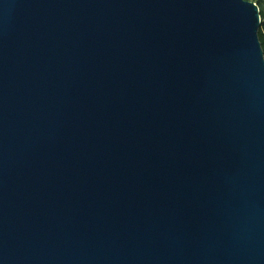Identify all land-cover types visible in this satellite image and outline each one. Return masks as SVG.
Returning a JSON list of instances; mask_svg holds the SVG:
<instances>
[{
  "label": "water",
  "instance_id": "obj_1",
  "mask_svg": "<svg viewBox=\"0 0 264 264\" xmlns=\"http://www.w3.org/2000/svg\"><path fill=\"white\" fill-rule=\"evenodd\" d=\"M247 0H0V264H264V54Z\"/></svg>",
  "mask_w": 264,
  "mask_h": 264
},
{
  "label": "trees",
  "instance_id": "obj_2",
  "mask_svg": "<svg viewBox=\"0 0 264 264\" xmlns=\"http://www.w3.org/2000/svg\"><path fill=\"white\" fill-rule=\"evenodd\" d=\"M253 3H255V1H253ZM260 17H261V24L258 31V37L264 54V12L263 11H260Z\"/></svg>",
  "mask_w": 264,
  "mask_h": 264
},
{
  "label": "rangeland",
  "instance_id": "obj_3",
  "mask_svg": "<svg viewBox=\"0 0 264 264\" xmlns=\"http://www.w3.org/2000/svg\"><path fill=\"white\" fill-rule=\"evenodd\" d=\"M250 2L255 1V3L258 5L259 10L264 12V0H247Z\"/></svg>",
  "mask_w": 264,
  "mask_h": 264
}]
</instances>
